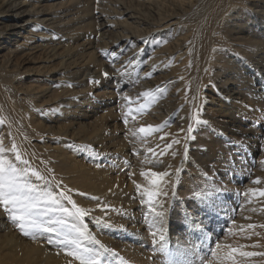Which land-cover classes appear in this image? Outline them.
Segmentation results:
<instances>
[{"label": "rangeland", "instance_id": "374dc122", "mask_svg": "<svg viewBox=\"0 0 264 264\" xmlns=\"http://www.w3.org/2000/svg\"><path fill=\"white\" fill-rule=\"evenodd\" d=\"M85 1L44 0L40 6L43 7L41 18L31 15L20 22L25 26L23 34L26 40L15 41L20 37L12 35L8 42L5 41L8 39L6 38L2 43L0 147L5 149L7 158L18 167L22 166L15 161V153L10 151L15 144L22 160H27L32 170L45 177L52 185V191L63 190L71 197L72 202L61 198L65 207L72 209V203H75L91 215L85 216L82 224L74 221L73 217L61 218L66 219L70 225L77 223L78 226L85 225L89 228L87 232L92 239L84 243L102 252L101 264H123L121 260H130L136 251L146 254L149 262L156 264H264V255H244L264 253V196L260 195L264 191V175L261 174L264 168V0H221L210 6L207 0ZM201 17H205L208 23H205L202 30L198 27ZM119 23L127 29L119 26ZM1 31L0 28V35ZM91 31L94 32L90 33ZM115 34L117 38L125 34L130 36L117 41ZM74 38L77 39L76 44H86L83 49L89 46L94 49L96 46L100 50V43L104 42L106 47L120 49V54L130 61L123 63L117 74L105 76L94 69L95 66L90 64L92 61L86 63L85 56H67L63 44ZM87 52L83 51V54L86 55ZM78 58H82V61L80 59L79 62ZM5 59H11L15 64L12 68L14 72L11 69L6 72L1 66ZM157 65H161V68ZM88 66H91L90 71L87 70ZM156 102L160 103L159 106ZM245 102L250 103L251 110L257 105L260 108L256 109L263 111L260 120L253 124L257 127L254 130L256 139L252 137V118L248 114L237 119L228 113L238 104L244 106ZM158 112L161 114L158 115ZM136 120L142 122L146 133L139 132L142 127L135 123ZM197 120L207 123L197 124ZM189 124L194 131H188ZM66 132L69 133L68 136ZM86 135L89 139L85 138ZM176 139L180 140V144L173 143ZM169 144L172 145L171 148L167 147ZM141 149L163 150L165 153L161 160L151 158L154 154L142 152ZM126 151L130 153L127 157L124 156ZM173 152L176 154L173 155ZM141 157H145L144 164L137 168ZM181 161L186 166H181ZM164 162L166 164L163 165ZM84 166L86 176L79 172L80 167ZM133 166L137 167L132 168ZM148 167H153L156 173L169 170L166 173L170 177L167 175L157 178L159 189L151 183L154 178ZM177 168L180 174L175 181L172 175L174 176ZM139 173H145L149 177L140 176ZM28 178L41 186L45 183L31 173ZM256 178L259 183L255 182ZM139 181L146 184L140 185L143 186V192H167V196L153 197L152 207H155L156 212L163 213L162 217H155L149 210V205L141 202L147 197L136 189ZM237 181H242L236 185L240 186V190L229 189V185H235ZM245 183L250 189L244 188ZM54 185H59L60 190ZM111 189L115 191L112 193ZM128 195L129 199L124 202L122 199ZM128 202L133 203V206ZM105 205L111 207L108 212L104 210ZM0 212L3 227L10 225L6 231L10 229V234L16 235V244L12 241L13 248L20 249V254H16L14 250L11 252L6 245V238H3L6 231L0 230V264H23L21 258L19 260L24 250L19 243L23 240L25 245L38 242L45 250L53 251L48 259L55 262L51 261L50 264L80 263L74 256L68 255L71 248L47 243V238L54 234L38 233L36 238L32 235L26 237L11 221L7 212ZM114 212L123 219L127 214L137 216L141 221L146 218L147 223L142 227L140 238L136 236V227H132V230H127L128 226L124 229L121 226L116 230L108 227L107 230L103 229L104 216ZM50 216L52 219L57 218L55 215ZM62 231L68 232L69 229L65 227ZM152 232L155 233L154 236ZM161 236L164 237L163 240L160 239ZM54 238L59 240L61 237ZM94 241H99V244ZM162 246L167 249V253L160 251ZM126 247L128 250L125 251ZM123 255L127 257L123 259ZM137 259L139 261L135 259L136 261L131 262L141 264V258ZM24 264H28V261Z\"/></svg>", "mask_w": 264, "mask_h": 264}, {"label": "bare ground", "instance_id": "6f19581e", "mask_svg": "<svg viewBox=\"0 0 264 264\" xmlns=\"http://www.w3.org/2000/svg\"><path fill=\"white\" fill-rule=\"evenodd\" d=\"M44 0H0V28L2 29V31H1V35H0V48L1 47H3V42H4V39H6V38H8V39H6L5 41L6 42H8L9 41V39H10V36H12V35H19V36H17V37H20V38H16V40L15 41H19V40H22V41H25L26 40V37H25V35L23 34V32H24V30H25V26L24 25H21V21L22 20H24L25 19V17L27 18H29V16H31V15H35L36 16V18L37 17H40V15H41V12H42V8L40 7L41 6V4H42V2H43ZM87 1V0H86ZM85 1V2H86ZM102 1H104V0H102ZM101 1V2H102ZM109 1V0H108ZM112 1V0H111ZM114 1V0H113ZM119 1V0H118ZM140 1V0H139ZM138 1V2H139ZM143 1V0H142ZM149 1V0H148ZM147 1V2H148ZM157 1V0H156ZM163 1V0H162ZM206 1V0H205ZM220 1L221 0H207V3H208V5L210 6V5H212V4H215V3H220ZM96 2V1H95ZM97 2H99V1H97ZM121 2V1H120ZM129 2H130V0H129ZM133 2H135V1H133ZM133 2H131V3H133ZM141 2V1H140ZM144 2V1H143ZM160 2V1H159ZM169 2V1H168ZM118 3V2H117ZM146 3V2H145ZM95 4V3H94ZM106 4H108V3H106ZM133 4H135V3H133ZM79 5H81V4H79ZM83 5V4H82ZM89 5V4H88ZM88 5H86V6H88ZM98 5V7H99V4H97ZM127 5V4H126ZM136 5H137V2H136ZM139 5H142V4H139ZM145 5V4H144ZM182 5V4H181ZM181 5H179V6H181ZM184 5V4H183ZM192 5V4H191ZM248 5V4H247ZM43 6H45V5H43ZM86 6H85V9H86ZM95 6V5H94ZM105 6V5H104ZM107 6V5H106ZM109 6V5H108ZM122 6V5H121ZM129 6H132V4H130ZM134 6V5H133ZM168 6V5H167ZM193 6V5H192ZM207 6V5H206ZM27 7H32L31 9H27ZM97 7V6H96ZM95 7V8H96ZM101 7V6H100ZM111 7V6H110ZM136 7V6H135ZM142 7H143V5H142ZM201 7V6H200ZM45 8V7H44ZM84 8V7H83ZM88 8V7H87ZM114 8V7H113ZM113 8H111V9H113ZM118 8V7H117ZM122 8V7H121ZM137 8H141V7H139V6H137ZM136 8V9H137ZM159 8V7H158ZM209 8V7H208ZM223 8V7H222ZM27 9V10H26ZM100 9V8H99ZM102 9H103V7H102ZM130 9V8H129ZM147 9V8H146ZM90 10V9H89ZM101 10V9H100ZM116 10V9H115ZM121 10V9H120ZM120 10H119V12H120ZM140 10V9H139ZM44 11V10H43ZM160 11V10H159ZM206 11H209L208 9L206 10ZM206 11H204L205 13H207ZM92 12V11H91ZM95 12V11H94ZM123 12V11H122ZM121 12V13H122ZM156 12H158V11H156ZM162 12V11H161ZM160 12V13H161ZM215 13H216V11H214ZM214 12H213V14H214ZM102 14V13H101ZM157 14V13H156ZM162 14V13H161ZM202 14H204V13H202ZM86 16H87V14H85ZM100 15V14H99ZM98 15V16H99ZM122 15V14H121ZM158 15H160V14H158ZM166 15V14H165ZM101 16V15H100ZM106 16H108V15H106ZM110 16V15H109ZM115 16V15H114ZM132 16V15H131ZM167 16V15H166ZM203 16V15H202ZM92 17V16H91ZM104 17V16H103ZM130 17V16H129ZM133 17V16H132ZM153 17V16H152ZM163 16H161V18H162ZM8 18V19H7ZM41 18V17H40ZM109 18V17H108ZM115 18V17H114ZM118 18V17H117ZM128 18V17H127ZM159 18V17H158ZM35 19V18H34ZM100 19V18H99ZM103 19V18H102ZM111 19H113V18H111ZM126 19V18H125ZM28 20V19H27ZM98 20V19H97ZM158 20H161V19H158ZM206 18L205 17H201L200 18V20L198 21V27L199 28H201V30L204 28V26H206L205 25V23H207L206 22ZM214 20V19H213ZM31 21V20H30ZM33 21V20H32ZM38 21H40V20H38ZM37 21V22H38ZM109 21V20H108ZM113 21V20H112ZM114 21H115V19H114ZM126 21V20H125ZM154 21V20H153ZM211 21V20H210ZM209 21V22H210ZM26 23H27V21H25ZM87 22V21H86ZM107 22V21H106ZM110 22V21H109ZM28 23H29V21H28ZM39 23V22H38ZM40 23H41V21H40ZM93 23V22H92ZM113 23H115V22H113ZM117 23V22H116ZM215 23V22H214ZM42 24V23H41ZM88 24L90 25V23L88 22ZM109 24V23H108ZM120 25L119 26H122L121 25V23H119ZM157 24V23H156ZM82 25H84V24H82ZM95 25H97V23H96V20H95ZM105 25V24H104ZM114 25H116V24H114ZM118 25V24H117ZM197 25V24H196ZM207 25H208V23H207ZM112 26H113V24H112ZM125 26H127V24L125 25ZM102 27V26H101ZM197 27V26H196ZM28 28H30V27H28ZM82 28V27H81ZM80 28V29H81ZM84 28V27H83ZM96 28V27H95ZM115 28H117V26L115 27ZM122 28H124L123 26H122ZM121 28V29H122ZM126 28V27H125ZM124 28V29H125ZM130 28H132L131 26H130ZM88 29V28H87ZM97 29V28H96ZM95 29V30H96ZM127 29V28H126ZM153 29V28H152ZM198 29V28H197ZM114 30V29H113ZM116 30V29H115ZM154 30V29H153ZM208 30V29H207ZM28 31V30H27ZM83 31V30H82ZM116 31H118V30H116ZM127 31V30H126ZM129 31V30H128ZM73 32V31H72ZM79 32V31H78ZM84 32H85V30H84ZM83 32V33H84ZM92 32H94V31H91L90 33H92ZM96 32V31H95ZM98 32V31H97ZM123 32H125V31H123ZM130 32V31H129ZM133 32V31H132ZM28 33V32H27ZM116 33V32H115ZM202 33V32H201ZM31 34V33H30ZM40 34V33H39ZM116 34H118V33H116ZM116 34H115V38H117L116 37ZM124 34V33H123ZM137 34V33H136ZM78 35V34H77ZM87 35V34H86ZM89 35V34H88ZM99 35V34H98ZM108 35V34H107ZM120 35V34H119ZM128 35V34H127ZM127 35L125 34L124 36L122 35V36H118V38L116 39L117 41H121V39H123V37H127ZM134 35H135V33H134ZM205 35V37H208L207 36V34H204ZM49 36V35H48ZM104 36V35H103ZM106 36V35H105ZM114 36V35H113ZM130 35H128V37H129ZM136 36V35H135ZM201 36V39H203L202 37V35H200ZM127 37V38H128ZM65 38V37H64ZM1 39H3V40H1ZM61 39V38H60ZM131 39V38H130ZM87 40V39H86ZM28 41V40H27ZM26 41V42H27ZM76 41H77V39H70L67 43H65V44H63V47H65V51L64 52H66L68 55L67 56H69V54H71V55H73V56H75V55H80V57H83V56H85V59H86V63H89L90 61H92V63H90V64H93L94 66H95V70L97 71H99V72H102V73H104L105 74V72L106 73H108V75L107 76H110L111 77V74H117V72H119L120 71V67L121 66H123V63L124 64H126L127 63V61H128V59L125 57V55H121L120 54V52H119V50L120 49H117V50H113L112 48H110L109 46L108 47H106L107 45L104 43V42H101L100 43V50H97L96 48H98V47H94V49L93 48H91V46H89V47H87V48H85V49H83V47H84V45H86V44H84V45H82V44H76ZM87 41H89V40H87ZM91 41V40H90ZM97 41H99V40H97ZM112 41V40H111ZM132 41V40H131ZM201 41V40H200ZM199 41V42H200ZM29 42V41H28ZM85 42V41H84ZM125 42H126V40H125ZM205 42V41H204ZM30 43V42H29ZM99 43V42H98ZM109 43V42H108ZM203 43V42H202ZM201 43V44H202ZM19 44V43H18ZM24 44H26L25 42H24ZM59 44H60V42H59ZM95 44H96V42H95ZM112 44V43H111ZM125 44V43H124ZM22 45V44H21ZM96 45H98V44H96ZM40 46V45H39ZM45 46V45H44ZM51 46H49V48H50ZM59 48H60V46H58ZM168 47V46H167ZM39 48V47H38ZM43 48V47H42ZM45 48V47H44ZM48 48V49H49ZM119 48H120V46H119ZM166 48V47H165ZM16 49H17V47H16ZM40 49V48H39ZM46 49V48H45ZM52 49H54V48H52ZM56 49V48H55ZM62 49V48H61ZM134 49V48H133ZM43 50V49H42ZM156 50V49H155ZM19 51V50H18ZM41 51V50H40ZM44 52H46V50H43ZM42 51V52H43ZM51 51V50H50ZM54 51V50H53ZM58 51V50H57ZM83 51H88L87 52V54L86 55H84L83 54ZM129 51H131V50H129ZM134 51V50H133ZM162 51V50H161ZM29 52V51H28ZM59 52V51H58ZM156 52V51H155ZM27 53V52H26ZM46 53H48V51L46 52ZM61 53V51L59 52V54ZM66 53L64 54V55H66ZM113 53H115V55H113ZM133 53V52H132ZM42 54V53H41ZM45 54V53H44ZM49 54V53H48ZM56 54V53H55ZM58 54V53H57ZM167 54V53H166ZM43 55V54H42ZM46 55V54H45ZM45 55H43V56H45ZM54 55V54H53ZM131 55V54H130ZM136 55V54H135ZM42 56V57H43ZM48 56V55H47ZM62 56V55H61ZM129 56V55H128ZM158 56H160V54L158 55ZM51 57V56H50ZM55 57H57V56H55ZM59 57H60V55H59ZM79 57V56H78ZM161 57V56H160ZM168 57V56H167ZM9 58V57H8ZM46 58V57H45ZM49 58V57H48ZM52 59H53V56L51 57ZM58 58V57H57ZM61 58V57H60ZM70 58V57H69ZM74 58V57H73ZM133 58V57H132ZM157 58V57H156ZM159 58V57H158ZM162 58V57H161ZM170 58V57H169ZM196 58V57H195ZM65 59V57L63 58V60ZM81 59V61H82V58H80ZM80 59L78 58L77 60H79V62H80ZM50 60V59H49ZM69 60V59H68ZM75 60V59H74ZM76 60V61H77ZM154 61H155V58L153 59ZM158 60V59H157ZM160 60V59H159ZM164 60V59H163ZM162 60V61H163ZM2 61H4L3 62V64H1V66H3V68H5V69H3L2 71H6V72H10L11 70H12V68H14V65L15 64H13L12 63V60L11 59H5V60H2ZM62 61V60H61ZM59 61L60 63H62V62H64V61ZM72 61V60H71ZM130 61V60H129ZM128 61V62H129ZM165 61V60H164ZM48 62V61H47ZM50 62V61H49ZM69 62V61H68ZM84 62V63H85ZM158 62V61H157ZM166 62V61H165ZM165 62H162V63H165ZM58 63V62H57ZM59 63V64H60ZM74 63H75V61H74ZM82 63V62H81ZM65 64H68V63H65ZM69 64H70V62H69ZM72 64V63H71ZM78 65H79V63H77ZM147 64H150V63H147ZM53 65V64H52ZM75 65V64H74ZM83 65V64H82ZM164 65V64H163ZM171 65V64H170ZM51 66V65H50ZM61 66H63V64H61ZM65 66V65H64ZM79 66H81V65H79ZM151 66V65H150ZM158 66V65H157ZM18 67V66H17ZM40 67V66H39ZM48 67V66H47ZM60 67V66H59ZM126 67H128V66H126ZM126 67L124 68V70L126 69ZM130 67H131V65H130ZM159 67V66H158ZM172 67V66H171ZM2 68V67H1ZM50 68V67H49ZM61 68V67H60ZM129 68V67H128ZM159 68H161V65H160V67ZM168 68V67H167ZM166 68V69H167ZM11 69V70H10ZM17 69V68H16ZM51 69V68H50ZM69 69H71L70 67H69ZM68 69V70H69ZM73 69V68H72ZM75 69V68H74ZM90 69H91V66H88V68H87V70H89L90 71ZM123 69V68H122ZM45 70H46V68H45ZM58 70V69H57ZM66 70H67V67H66ZM77 70V69H76ZM86 70V71H87ZM94 70V71H95ZM173 70V69H172ZM4 71V72H5ZM13 71V70H12ZM47 72H48V70H46ZM51 71V70H50ZM93 71V72H94ZM174 72H175V70H173ZM14 72V71H13ZM41 72H43L42 70H41ZM61 72V71H60ZM73 72V71H72ZM75 72V71H74ZM77 72V71H76ZM142 72V71H141ZM164 72V71H163ZM64 73V72H63ZM70 73V72H69ZM78 73V72H77ZM81 73V72H80ZM85 73V72H84ZM102 73H101V76H102ZM149 73V72H148ZM169 73H170V71H169ZM173 73V72H172ZM15 73H13V75H14ZM50 74V73H49ZM58 74V73H57ZM76 74V73H75ZM74 74V75H75ZM95 74H96V72H95ZM98 74V73H97ZM119 74V73H118ZM11 75V74H10ZM9 75V76H10ZM17 75V74H16ZM55 75V74H54ZM62 75V74H61ZM78 75L80 76V74L78 73ZM141 75H143V74H141ZM147 75V74H146ZM167 75V74H166ZM173 75V74H172ZM12 76V75H11ZM18 76V75H17ZM78 76V77H79ZM83 76V75H82ZM116 76V75H115ZM163 76V75H162ZM168 76H169V74H168ZM52 77V76H51ZM76 77V76H75ZM97 77V76H96ZM103 77V76H102ZM58 78V77H57ZM66 78V77H65ZM82 78V77H81ZM80 78V79H81ZM92 78V77H91ZM90 78V79H91ZM177 78V77H176ZM13 79V78H12ZM67 79H68V77H67ZM66 79V80H67ZM90 79H89V81H90ZM77 80H79V79H77ZM83 80V79H82ZM111 80V79H110ZM113 80V79H112ZM85 81H86V79H85ZM157 81H159V80H157ZM12 82V81H11ZM74 83V82H73ZM76 83V82H75ZM88 83H91V82H88ZM87 83V84H88ZM170 83V82H169ZM140 84H144V83H142V82H140ZM180 84V83H179ZM151 85V84H150ZM78 86V85H77ZM148 86V85H147ZM151 86H154V85H151ZM181 86V85H180ZM8 87H10V86H8ZM74 87V86H73ZM86 87V86H85ZM90 87V86H89ZM149 87V86H148ZM139 89V88H138ZM152 89V88H151ZM160 89V88H159ZM6 90V89H5ZM30 90V89H29ZM79 90V89H78ZM156 90V89H155ZM181 90V89H180ZM7 91V93H8V90H6ZM88 91V90H87ZM147 91V90H146ZM148 91H150V90H148ZM182 91H184V90H182ZM31 92V91H30ZM169 92V91H168ZM10 93V92H9ZM83 93H84V90H83ZM82 93V94H83ZM91 93V92H90ZM143 93H145V92H143ZM106 94V93H105ZM104 93H103V95H105ZM137 94V93H136ZM174 94V93H173ZM10 95H11V93H10ZM87 96V95H86ZM145 96V95H144ZM81 97H82V95H81ZM147 97V96H146ZM154 97V96H153ZM83 98V97H82ZM133 98V97H132ZM145 98V97H144ZM166 98V97H165ZM8 99V98H7ZM86 99V98H85ZM9 100H10V97H9ZM8 100V101H9ZM132 100V99H131ZM161 100H163V99H161ZM11 101V100H10ZM9 101V102H10ZM150 101V100H149ZM250 101V100H249ZM8 102V103H9ZM79 102V101H78ZM143 102V101H142ZM7 103V104H8ZM10 103H12V101L10 102ZM89 105H91L90 103H88ZM159 102H158V104H157V102H156V105H158L159 106ZM222 104V103H221ZM251 104H252V102H251ZM168 105V104H167ZM263 105V104H262ZM5 106V105H4ZM12 106H13V104H12ZM99 107V106H98ZM128 107V106H127ZM130 107H131V105H130ZM166 107V106H165ZM167 107H169V106H167ZM6 108H8V107H6ZM11 108V107H10ZM14 108H16L15 106H14ZM87 108V107H86ZM132 108V107H131ZM156 108V107H155ZM256 108H260V106H254V107H252V110H251V105H250V103L249 102H245L244 103V106H240L239 104H238V106H236L233 110H231V111H229L228 113H230L231 115H233V117L234 118H237V119H240L241 118V116H243L244 114H248V117H250V118H252L251 119V121H252V123H251V128H253V135H252V137H253V139H256L257 138V134L256 133H254L255 131L254 130H256V128L257 127H255V125L253 126V124H256L257 123V121H259L260 120V118L262 117V114H263V111L262 110H258V109H256ZM225 109V108H224ZM127 110V109H126ZM151 110V109H150ZM152 110H155V109H152ZM263 110H264V108H263ZM11 111V110H10ZM143 111V110H142ZM156 111H159V110H156ZM161 111V110H160ZM163 111H165V109H163ZM251 111H253V112H251ZM13 112V111H12ZM11 112V113H12ZM24 112V111H23ZM87 112V111H86ZM10 113V114H11ZM159 113V112H158ZM165 113V112H164ZM129 114V113H128ZM144 114H146V113H144ZM150 114H152V113H150ZM156 114V113H155ZM161 114V112L158 114V115H160ZM6 114H4V116H5ZM163 115V114H162ZM162 115H161V118H162ZM3 116V117H4ZM11 116H12V114H11ZM11 116H9V115H7V117H11ZM133 116V115H132ZM245 116V115H244ZM247 116V115H246ZM134 117V116H133ZM143 117V116H142ZM146 117V116H145ZM1 118V117H0ZM160 118V119H161ZM6 119V118H5ZM11 119V118H10ZM13 120V119H12ZM163 120V119H162ZM137 121V120H136ZM231 121V120H230ZM4 123L6 122V121H3ZM8 123V122H7ZM133 123V122H132ZM135 123H138V125H140L142 122H135ZM143 123H145V122H143ZM127 125H128V123H127ZM130 125V124H129ZM137 125V126H138ZM151 125V124H150ZM149 125V126H150ZM154 125V124H153ZM152 125V126H153ZM146 126H148L147 124H146ZM141 127H145L143 124H141ZM235 127V126H234ZM131 128V127H130ZM129 128V129H130ZM151 128V127H150ZM237 128H235V130H236ZM131 130V129H130ZM132 130H133V128H132ZM131 130V131H132ZM238 131V130H237ZM80 132V131H79ZM135 132V131H134ZM139 132H141V131H139ZM138 132V133H139ZM239 132V131H238ZM68 132H66V134H67ZM77 133V132H76ZM102 133V132H101ZM130 133V132H129ZM136 133V132H135ZM146 133V132H145ZM150 133V132H149ZM246 133V132H245ZM260 133V132H259ZM262 133V132H261ZM69 134V133H68ZM68 134H67V136H68ZM79 134V133H78ZM84 132H83V136H84ZM89 134H90V132H89ZM97 134V133H96ZM63 135V134H62ZM81 135V134H80ZM238 135V134H237ZM65 136V135H64ZM95 136V135H94ZM250 136V135H249ZM134 137V136H133ZM135 137H136V135H135ZM134 137V138H135ZM62 138V137H61ZM72 138V137H71ZM85 138H88V136L86 135V137ZM90 138H91V136H90ZM89 139V138H88ZM93 139V138H92ZM147 139V138H146ZM146 139H144L145 141H146ZM250 139H251V137H250ZM131 140V139H130ZM87 141V140H86ZM98 140H96V142H97ZM133 141V140H132ZM137 141H139V140H137ZM144 141V142H145ZM61 142H63V144L65 143L64 142V140L62 139L61 140ZM88 142V141H87ZM136 142V141H135ZM140 142V141H139ZM142 142H143V140H142ZM263 142V141H262ZM85 143V142H84ZM89 143V142H88ZM98 143V142H97ZM133 143V142H132ZM147 143V142H146ZM73 144V143H72ZM91 144V143H90ZM123 144H124V142H123ZM137 144V143H136ZM76 145V144H75ZM95 145V144H94ZM147 146L149 145V144H146ZM151 145V144H150ZM149 145V146H150ZM64 146V145H63ZM83 146V145H82ZM89 146V145H88ZM93 146V145H92ZM123 146V145H122ZM127 146H128V144H127ZM137 146V145H136ZM153 146V145H152ZM118 147V146H117ZM125 147V146H124ZM129 147H130V145H129ZM138 147V146H137ZM139 147H140V145H139ZM145 147V146H144ZM92 148V147H91ZM134 148V147H133ZM64 149H66V148H64ZM77 149V148H76ZM95 149V148H94ZM98 149V148H97ZM117 149V148H116ZM116 149H114V151L116 150ZM124 149V148H123ZM122 149V150H123ZM137 149V148H136ZM135 149V151H137ZM59 150H61V148L60 149H58V152H59ZM119 150V149H118ZM130 150V149H129ZM134 150V149H133ZM152 151L150 152L149 150H145V149H141V151L142 152H146V153H149L150 155L151 154H154V156H152L151 155V158H156V159H161L162 160V155H163V153H165V151H156V150H153V149H151ZM262 150H263V148H262ZM258 151H260V150H258ZM122 152V151H121ZM138 152V151H137ZM62 153H63V149H62ZM79 153V152H78ZM106 153V152H105ZM111 153H112V151H111ZM115 153V152H114ZM117 153V152H116ZM136 153V152H135ZM139 153V152H138ZM261 153V152H260ZM65 154V153H64ZM77 154V153H76ZM141 154V153H140ZM189 154V153H188ZM113 155H115V154H113ZM130 155V153H129V151H126L125 153H124V156L125 157H127V156H129ZM150 155H148V158H150ZM261 155V154H260ZM116 156V155H115ZM122 156V155H121ZM221 157H223V159H224V156H221ZM259 157V156H258ZM123 159H124V157H122ZM70 159V158H69ZM117 159V158H116ZM135 159V158H134ZM144 159H145V157H141L140 159H138V167L137 168H140V166L141 165H143L144 164ZM74 160V159H73ZM76 160V159H75ZM126 160V159H125ZM125 160H123V161H125ZM164 160V159H163ZM179 160V159H178ZM198 160V159H197ZM111 161V160H110ZM132 161V160H131ZM130 161V162H131ZM207 161V160H206ZM67 162V161H66ZM70 162H71V160H70ZM78 162V161H77ZM182 162V163H181ZM180 163H181V166L184 164V166H186V164H185V162L184 161H181ZM205 162V161H204ZM134 163H136V162H134ZM179 163V164H180ZM195 163V162H194ZM197 163V162H196ZM77 164V163H76ZM84 164V163H83ZM123 164V163H122ZM121 164V165H122ZM132 164V163H131ZM164 164H166L165 162L163 163V165ZM192 164V163H191ZM201 164V163H200ZM258 164V163H257ZM262 164V163H261ZM261 164H260V166H261ZM66 165H67V163H66ZM71 165V164H70ZM85 165V164H84ZM95 165V164H94ZM93 165V166H94ZM162 165V166H163ZM196 165H198V164H196ZM264 165V164H263ZM262 165V166H263ZM18 166V165H17ZM77 166H78V164H77ZM87 166V165H86ZM96 166H98V165H96ZM176 166V165H175ZM174 166V167H175ZM207 166V165H206ZM68 167V166H67ZM89 167V166H88ZM90 167H91V165H90ZM127 167V166H126ZM136 167H132V168H136ZM167 167V166H166ZM246 167V166H245ZM258 167V166H257ZM69 168V167H68ZM86 169V167L84 166V167H80V169H79V172L82 174V176H86L87 175V172H85L84 170ZM92 168V167H91ZM130 168V167H129ZM176 168V167H175ZM179 168V167H178ZM177 168V169H178ZM210 168V167H209ZM259 168V167H258ZM90 169V168H89ZM88 169V170H89ZM148 169L150 170V174L154 171V169H153V167H148ZM164 169V168H163ZM166 169V168H165ZM168 169H170V168H167V170ZM244 169V168H243ZM248 169V168H247ZM91 170V169H90ZM93 171V170H92ZM169 171V170H168ZM168 171H166V172H168ZM91 172V171H90ZM142 172V171H141ZM160 172V171H159ZM254 172V171H253ZM260 172V171H259ZM161 173H163V172H161ZM175 173V172H174ZM95 174V173H94ZM102 174V173H101ZM178 174H180V171H176V173L174 174V176L172 175V179L173 180H175V181H177V175ZM261 174H263L264 175V168H263V170H261ZM260 174V175H261ZM139 175L140 176H143V175H141V173H139ZM99 176H100V174H99ZM144 176H148V175H144ZM251 176V175H250ZM96 177H98V175L96 176ZM111 177V176H110ZM126 177V176H125ZM149 177V176H148ZM168 177H170L169 175H168ZM89 178H91V177H89ZM253 178V177H252ZM104 179V178H103ZM137 179L138 180H140V178L137 176ZM171 178H170V181L172 180ZM257 179V178H256ZM255 179V180H256ZM147 180H150V179H147ZM172 180V181H173ZM167 181V180H166ZM169 181V184L171 183ZM86 182V181H85ZM88 182V181H87ZM59 183V182H58ZM178 183V182H177ZM238 183H242V181H237V182H235V185H229V189H231V190H234V191H239L240 189H239V187L240 186H236ZM108 184V183H107ZM246 184L247 183H245V185H244V188L246 187H249L248 189H250V186H246ZM137 185H146L143 181L142 182H140L139 181V183L137 184ZM137 185H136V187H137ZM171 185V184H170ZM52 186V185H51ZM54 186H56V185H54ZM53 186V187H54ZM160 186V185H159ZM165 187V185L163 186V188ZM241 187H243V186H241ZM160 188V187H159ZM56 189V188H55ZM136 189H138V188H136ZM167 189L169 190L170 189V186H169V188L167 187ZM166 189V190H167ZM254 189V188H253ZM54 190V189H53ZM60 190V189H59ZM126 190H128V188L126 187ZM134 190V189H133ZM143 186H141V187H139V191L141 192L142 191V193H143ZM245 190H247V189H245ZM111 191H112V193L115 191V189H111ZM138 191V190H137ZM138 191V192H139ZM159 191V190H158ZM242 191V190H241ZM65 192V191H64ZM246 192V191H245ZM249 192V191H248ZM247 192V193H248ZM123 193V192H122ZM122 193H120V194H122ZM129 193V192H128ZM131 193V192H130ZM238 193V192H237ZM254 193H255V191H254ZM124 194V193H123ZM137 194V193H136ZM141 194V193H140ZM245 194V193H244ZM251 194V193H250ZM258 194V193H257ZM131 195V194H130ZM138 195V194H137ZM246 195V194H245ZM69 196V195H68ZM139 196V195H138ZM257 196V195H256ZM245 197V196H244ZM259 197V196H258ZM261 197V196H260ZM141 198V197H140ZM144 198V197H143ZM129 199V195L126 197V198H123L122 200L124 201V202H126L127 200ZM106 200V199H105ZM133 200V199H132ZM144 200V199H143ZM72 202V201H71ZM102 202V201H101ZM105 202H107L108 203V201L106 200ZM165 202V201H164ZM129 203V202H128ZM158 203V202H157ZM241 203V202H240ZM257 203V202H256ZM103 203H101V205H102ZM106 204V203H105ZM109 204V203H108ZM107 204V205H108ZM130 204V203H129ZM167 204V203H166ZM125 205V204H124ZM130 205H132L133 206V203L132 204H130ZM154 205H155V202H154ZM164 205H165V203H164ZM103 206V205H102ZM120 206V205H119ZM162 206V205H161ZM166 206V205H165ZM120 207H123V206H120ZM68 208H70V207H68ZM110 209H111V207H109ZM108 208V209H109ZM128 208V207H127ZM238 208V207H237ZM243 208V207H242ZM245 208V207H244ZM116 209V208H115ZM129 209V208H128ZM131 209H132V207H131ZM219 209V208H218ZM239 209H241V208H239ZM117 210H119L118 208H117ZM167 210V209H166ZM222 210V209H221ZM233 210V209H232ZM98 211V210H97ZM108 212V211H107ZM239 212V211H238ZM1 213V212H0ZM96 213V212H95ZM120 213H122V212H120ZM150 213V212H149ZM165 213V212H164ZM229 213V212H228ZM2 214V213H1ZM92 214V213H91ZM126 214V213H125ZM154 214V213H153ZM163 214V213H162ZM94 215V214H93ZM104 215H106V214H104ZM147 215V214H146ZM91 215L89 214V217H90ZM97 216V215H96ZM149 216V215H148ZM1 217V216H0ZM99 217V216H98ZM137 217V216H136ZM136 217H134V216H132V214H130V215H125L124 216V219L122 218V217H120V215L119 214H117L116 212H114L112 215H109V216H104V218H103V220H102V225L104 224V228L103 229H106L107 230V227L109 228V229H114V230H116V229H118L119 227H123V229L124 228H126L127 226V230H132L131 228L132 227H136V229H135V233H136V236L137 237H139L140 238V236H141V234H142V227H143V225L144 224H146L147 223V221H146V218L145 219H142V221L140 220V219H138V218H136ZM92 218V217H91ZM123 220H122V219ZM150 218V217H149ZM148 219V218H147ZM146 222H145V221ZM100 221V220H99ZM4 222V221H3ZM95 222V221H94ZM69 223V222H68ZM85 223V222H84ZM92 223V222H91ZM96 223V222H95ZM99 223V222H98ZM70 224V223H69ZM3 223L0 221V230H2V231H6L7 230V228L10 226L9 224V226L7 227V228H5V227H3ZM13 225V224H12ZM80 225V224H79ZM89 225V224H88ZM101 225V224H100ZM130 225V226H129ZM85 226V225H84ZM98 226V225H97ZM89 227V226H88ZM146 227V226H145ZM147 227H149V226H147ZM153 227V226H152ZM10 228V227H9ZM150 228V227H149ZM13 229V228H12ZM87 229H89V228H87ZM155 229V228H154ZM98 230V229H97ZM102 230V229H101ZM100 230V231H101ZM105 230V231H106ZM145 230V229H144ZM144 230H143V232H144ZM148 229H146V231H147ZM153 230V229H152ZM10 229L8 230V231H6V233H5V235H4V237L3 238H6L5 239V242H6V245H8V247H9V250L11 251V252H13V250L16 252V254H20V249H14L13 248V245H12V241H14L15 242V244H16V241L14 240V236H16L15 234H14V236L13 235H11L10 234ZM18 231V230H17ZM16 232V231H15ZM94 232H95V230H94ZM150 232V231H149ZM11 233H12V231H11ZM153 233V232H152ZM18 234V233H17ZM95 234V233H94ZM100 235V234H99ZM1 236H3V235H1ZM98 236V235H97ZM152 236H154V235H152ZM99 237V236H98ZM158 237V236H157ZM24 238V237H23ZM103 238V237H102ZM145 238V237H144ZM2 239V238H1ZM92 239V238H91ZM97 239V238H96ZM3 240V239H2ZM98 240V239H97ZM18 241V240H17ZM24 241V240H23ZM23 241H21L20 243H19V245H22L23 246V248H24V250H23V253H21V255H20V257H19V260H20V258H21V261L23 262V264L26 262L27 263V261H28V264H50V262L51 261H54V260H49L48 258H50V254H52L53 253V251H47V249L45 250V248H44V246L43 245H41L40 243L38 244V242L37 243H32L31 245H25V243L23 242ZM35 241V240H34ZM159 241V240H158ZM2 242V241H1ZM40 242V241H39ZM27 243V242H26ZM126 243V242H125ZM145 243V242H144ZM5 244V243H4ZM24 244V245H23ZM28 244H30V243H28ZM132 244V243H131ZM130 244V245H131ZM182 244V243H181ZM1 245V244H0ZM45 245V244H44ZM102 245V244H101ZM127 245H129V244H127ZM105 246V245H104ZM113 246V245H112ZM122 246V245H121ZM126 245L124 244V247H125ZM134 245H132V247H133ZM46 247V246H45ZM120 247V246H119ZM123 247V246H122ZM142 247V246H141ZM176 247L179 249V246H178V244L176 245ZM22 248V247H21ZM108 248V247H107ZM115 248V247H114ZM127 248V247H126ZM125 249V248H124ZM141 249V248H140ZM19 252H18V251ZM58 250V249H57ZM116 250H117V248H116ZM118 250H120V249H118ZM122 250V249H121ZM126 250H128V248L127 249H125V251ZM131 250V249H130ZM139 250V249H138ZM6 252V251H5ZM52 252V253H51ZM57 252V251H56ZM115 252V251H114ZM118 252V251H117ZM116 252V253H117ZM120 252V251H119ZM7 253V252H6ZM120 253H122V252H120ZM126 253V252H125ZM130 253V252H129ZM3 254V253H2ZM54 254H55V252H54ZM123 254V253H122ZM7 255V254H6ZM10 255V254H9ZM57 257V256H56ZM125 257H127V256H125ZM124 257V255H123V259L125 258ZM129 257H130V255H129ZM131 257H133V258H131L130 260H128L127 258L125 259V260H121L122 261V263L123 264H138V263H136V262H131L132 260H134V261H139L137 258H141L140 259V262H141V264H156L155 262H149L150 260H149V257L146 255V254H144V255H142L139 251L137 252H135L134 253V255L133 256H131ZM56 259V258H55ZM136 259V260H135ZM70 260V259H69ZM77 260V259H76ZM228 260V259H227ZM21 261H20V263H21ZM116 261V260H115ZM117 261H120V260H117ZM55 262V261H54ZM53 262V263H54ZM57 262V261H56ZM229 262V261H228ZM233 262V261H232ZM68 263V262H67ZM76 263V262H75ZM78 263V262H77ZM76 263V264H77ZM234 263V262H233ZM12 264H19V263H16V262H13ZM62 264H64V263H62ZM66 264V263H65ZM80 264V263H79Z\"/></svg>", "mask_w": 264, "mask_h": 264}, {"label": "snow or ice", "instance_id": "6c2138e0", "mask_svg": "<svg viewBox=\"0 0 264 264\" xmlns=\"http://www.w3.org/2000/svg\"><path fill=\"white\" fill-rule=\"evenodd\" d=\"M104 75L107 76L108 73ZM196 123H207V121L197 120ZM140 131L145 132L146 129L142 127ZM181 131L184 130L181 129ZM188 131H194L191 124H189ZM173 143L180 144V140L176 139ZM167 147L171 148L172 145L169 144ZM203 150L206 151V149ZM10 151L15 153V161L22 166L18 167L16 163L9 160L5 155V149L0 147V206H2L0 210L9 214L11 221L16 224L24 236L32 235L33 238H36L38 233L54 234V236L61 238L56 240L53 235H50L47 238L49 245L57 243L60 247L71 248L68 255L74 256L80 261V264H101L100 257L102 252L84 243L91 239L86 226H78L77 223L70 225L66 219L61 218L73 217L74 221L82 224L83 218L89 213L77 207L75 203H72V209L65 207L61 203V198L71 202V197L63 190L52 191V186L45 180V177L32 170L27 160H22L15 144L12 145ZM149 151L151 152L152 150L149 149ZM172 154L175 155L176 153L173 152ZM176 171L180 170L177 169ZM29 173L36 176L38 180L45 181L44 185L33 183L28 178ZM141 175H145V173H141ZM167 175L168 173L166 172L156 173L153 171L151 176L154 179L151 180V183L159 189L157 178ZM255 182L259 183V180L257 179ZM139 187L137 185L138 189ZM56 188L59 189V185H56ZM141 195L147 197L146 200L142 199L141 202L149 205V210L154 213L155 217H162L163 214L156 212L155 207H152L153 197L158 195L167 196V192L163 190H145ZM260 195L264 196V191L260 192ZM104 210H108L107 205L104 206ZM50 214L55 215L57 218L52 219ZM65 227L69 229L68 232L62 231ZM160 239L163 240L164 237L161 236ZM94 243L99 244V241H94ZM160 251L167 253V249L163 246ZM244 255L254 256L264 255V253H244Z\"/></svg>", "mask_w": 264, "mask_h": 264}]
</instances>
